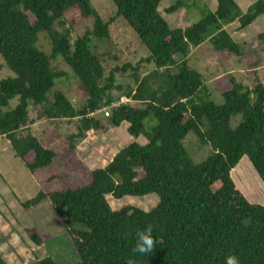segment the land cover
Segmentation results:
<instances>
[{
	"label": "trees",
	"instance_id": "16d2710c",
	"mask_svg": "<svg viewBox=\"0 0 264 264\" xmlns=\"http://www.w3.org/2000/svg\"><path fill=\"white\" fill-rule=\"evenodd\" d=\"M160 1L112 0L116 14L130 25L148 55L134 64L115 63L104 76L86 36L72 42L69 37L70 29L90 16L94 22L89 33L108 37L109 21L95 13L90 0H0V57L14 73L0 78V137L39 187L21 206L28 210L48 201L70 240L76 264H126L136 231L149 224L157 244L148 256H137L136 264H225L230 253L241 264H264V206L249 200L230 174L246 157L264 184V83L256 82L254 64L244 71L255 80L251 87L229 74L216 76L212 87L224 98L216 105L202 99V75L186 59L189 45L206 40L220 55H239L240 47L225 26L237 21L240 29L246 27L264 14V0L252 2L244 12L236 0H216L215 9L186 27L169 26L158 10ZM180 6L175 0L164 11ZM39 32L50 39L51 57L60 55L76 76L77 106L64 92L51 90L61 71L38 46ZM256 40L264 49V31ZM145 63L154 68L141 75ZM119 73H128L134 87L115 85ZM113 89L119 91L116 97ZM14 97L16 104L8 108ZM122 98L128 101L111 107L108 116L87 115ZM150 117L155 124L149 128ZM57 119H76L77 131L67 141L44 145L32 125ZM121 124L145 141H130L103 166L89 169L87 183H67L55 157L72 156L75 142L87 131L99 134ZM189 131L210 147L200 162L191 161L184 148ZM148 193L158 198L149 210L131 204L112 208L106 198ZM24 232L35 245L42 243L35 227ZM0 264H7L1 256ZM23 264L57 263L43 256Z\"/></svg>",
	"mask_w": 264,
	"mask_h": 264
},
{
	"label": "rangeland",
	"instance_id": "374dc122",
	"mask_svg": "<svg viewBox=\"0 0 264 264\" xmlns=\"http://www.w3.org/2000/svg\"><path fill=\"white\" fill-rule=\"evenodd\" d=\"M256 0H236L241 12ZM175 0H161L158 10L167 24L171 27H186L193 24L200 17L215 9L216 0H180L181 6L173 12H165ZM91 8L102 20L109 21L108 37L97 38L89 33L92 29L94 17L90 16L79 25L69 31L70 41L86 36L90 51L100 57L104 76L108 74L110 67L115 63L121 66L125 62L135 63L148 55L147 48L139 41L130 25L121 15L116 14V8L112 0H90ZM232 39L238 43L240 54L220 55L216 53L211 43L206 40L203 43L188 46L187 62L191 68L202 75L205 85L201 93L202 99L211 100L216 105L224 103V98L213 89L212 80L221 74H229L242 82L246 87H251L255 80L246 78L244 71L255 65L256 82L264 83V63L262 62L263 47L257 42L256 35L264 31V14H259L249 25L239 28V23L234 21L227 24ZM38 46L50 57L51 65L61 71V75L54 78L51 90L59 89L77 106L81 100L77 87V78L71 68L63 61L60 55L51 57V44L49 37L44 32L38 33ZM178 59L179 56H176ZM154 65L145 63L141 69V75L152 71ZM254 68V66L252 67ZM175 69H171L174 72ZM14 73L5 65L0 57V78L13 77ZM115 85L134 87L128 73H119L114 78ZM116 97L119 91L112 90ZM122 98L120 100H124ZM17 102L14 97L9 100L8 108H12ZM103 113L97 112L101 117ZM239 118V116H237ZM150 117L147 125L150 128L155 124ZM235 125V121L232 122ZM35 134L39 135L44 145H52L67 141L68 137L77 131L76 119L41 120L33 125ZM206 128V124L202 129ZM90 131V130H89ZM93 132V131H92ZM94 133V132H93ZM94 136L86 135L77 140L75 144H86V153L73 150L72 156L59 153L54 161L62 173L64 179L71 186H79L88 182L89 169L102 166L118 149L130 141L144 142V138L134 137L126 131V125L109 127L103 133H94ZM84 140V141H83ZM84 142V143H82ZM101 144L100 152L98 146ZM80 145V146H81ZM184 148L188 157L193 162H200L210 154V147L194 132H187L183 139ZM59 152L62 148L58 147ZM231 177L245 196L264 206V184L254 172L246 157L241 158L238 164L231 170ZM39 190L37 182L31 177L19 160L14 157L7 143L0 139V256L7 264H23L36 257L51 256L57 264H76L77 258L70 240L63 230L59 217L54 213L46 200L31 206L25 210L21 203L33 197ZM106 198L112 208H118L123 204H131L143 210L153 208L157 203V196L148 193L142 196H122L113 198L106 194ZM35 227L42 238V243L35 245L26 236L24 229Z\"/></svg>",
	"mask_w": 264,
	"mask_h": 264
},
{
	"label": "clouds",
	"instance_id": "9594fccd",
	"mask_svg": "<svg viewBox=\"0 0 264 264\" xmlns=\"http://www.w3.org/2000/svg\"><path fill=\"white\" fill-rule=\"evenodd\" d=\"M152 225H146L142 230H137L135 233V240L132 246V255L125 257L126 264H136L137 256H148L152 253L157 240H154L152 235ZM225 264H241L240 258L235 253H230L225 257Z\"/></svg>",
	"mask_w": 264,
	"mask_h": 264
},
{
	"label": "built area",
	"instance_id": "2783aa9c",
	"mask_svg": "<svg viewBox=\"0 0 264 264\" xmlns=\"http://www.w3.org/2000/svg\"><path fill=\"white\" fill-rule=\"evenodd\" d=\"M128 99L125 98L124 100H120V101H116V102H111L109 105H103L100 108L96 109L95 111L89 112L87 115L91 116V115H95V113L100 112L103 113V115L108 116L111 107L118 105L120 102L121 103H125L127 102Z\"/></svg>",
	"mask_w": 264,
	"mask_h": 264
},
{
	"label": "crops",
	"instance_id": "0c3cea01",
	"mask_svg": "<svg viewBox=\"0 0 264 264\" xmlns=\"http://www.w3.org/2000/svg\"><path fill=\"white\" fill-rule=\"evenodd\" d=\"M86 135H88V136H90V135H92V136H94L95 137V139H100L97 135H95L91 130L90 131H87L86 132ZM0 139H1V137H0ZM84 141V140H83ZM81 142H79L78 144H75V147H74V150H77V151H79V149H80V153H85L86 155H87V153L85 152L86 151V144L84 143V142H82V143H84L83 145H81L80 144ZM81 145V146H80ZM101 144H99V146H98V148L99 149H97L99 152H100V150H101ZM103 147V146H102ZM113 155H111L110 157H109V159L112 157ZM109 159H107V160H105L104 161V163H102V166L109 160Z\"/></svg>",
	"mask_w": 264,
	"mask_h": 264
}]
</instances>
